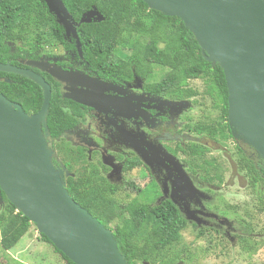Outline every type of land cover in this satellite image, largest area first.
<instances>
[{
  "label": "flooded vegetation",
  "instance_id": "flooded-vegetation-1",
  "mask_svg": "<svg viewBox=\"0 0 264 264\" xmlns=\"http://www.w3.org/2000/svg\"><path fill=\"white\" fill-rule=\"evenodd\" d=\"M15 13L4 19L0 6V42L10 46L14 66L31 69L42 77L44 74L58 83L71 118L61 138L71 149L87 156L88 171L120 186L132 199L140 193V201H149L151 207L172 202L188 227L204 233V237L215 233L220 241L233 246L250 238H264V227H255L254 214L231 202L224 208L217 203L220 199L229 201L228 190L237 186L249 190L257 207V196L251 189V167H247L248 161L256 164L261 157L233 136L227 121L228 107L225 114L222 91L210 71L189 79L179 89L173 77L161 85L167 68H157L149 75L133 67L101 69L94 59L95 52L88 51V43L82 41L81 25H77L80 21L74 19L77 37L64 30L66 44L47 45L30 59L29 20L19 24ZM128 56V52H121L117 61L125 63ZM29 61H43L49 67L56 64L67 72L78 73L80 85L74 90L89 93L96 106L67 98L73 94V87L53 78L48 70L30 67ZM48 140L59 155L54 158L56 166L70 173L63 153L55 149L60 139L50 135ZM195 145L203 147L206 160L217 162L193 163L190 153ZM76 163L71 169L86 170Z\"/></svg>",
  "mask_w": 264,
  "mask_h": 264
},
{
  "label": "trees",
  "instance_id": "trees-1",
  "mask_svg": "<svg viewBox=\"0 0 264 264\" xmlns=\"http://www.w3.org/2000/svg\"><path fill=\"white\" fill-rule=\"evenodd\" d=\"M63 2L74 20L80 21L94 7L103 16V21L81 24L79 29L82 41L88 43L87 50L95 52L94 59L98 67L108 70L117 67H133L136 70L142 68L146 75L157 68H167L168 74L162 79L161 85H166L173 77L177 79L179 89L185 87L189 79L210 71L222 91L226 114L229 94L224 71L219 64L213 66L205 60L195 36L180 18L152 10L142 0ZM0 6L4 19H10L15 10L19 24L29 20L30 59H35L36 53L47 45L66 44L64 29L58 24L56 16L50 13L45 0H0ZM124 51L129 56L125 63H121L117 61V56ZM14 59L10 46L0 42V63L14 65ZM43 76L45 77L44 74ZM45 79L52 88L47 126L51 138L60 137L55 149L60 154L63 153L67 168L74 173L65 180L72 199L113 231L119 250L128 264H184L187 251L184 248L179 250L178 245L182 242L183 231L188 228V222L177 206L167 202L151 207L153 204L149 201H140V193L137 198L132 199L120 186H114L104 177L88 171L85 167L89 163L87 156L71 149L61 138L70 125V112L64 104L58 83L47 77ZM0 92L9 100L22 104L29 114L38 113L43 104L42 88L20 75L0 72ZM224 126L229 130L227 124ZM193 148L190 153L193 163L217 162L206 160L202 146L195 145ZM76 162L86 170L71 169ZM248 162L251 165L248 164L247 168L251 167L252 193L258 200L256 210L262 213L264 160L260 158L256 164L253 161ZM0 198L1 245L8 252L29 233L34 224L18 212L1 189ZM198 236L205 235L201 233ZM41 239L51 244L67 264H74L46 236L41 235ZM0 264L4 263L0 260Z\"/></svg>",
  "mask_w": 264,
  "mask_h": 264
},
{
  "label": "water",
  "instance_id": "water-1",
  "mask_svg": "<svg viewBox=\"0 0 264 264\" xmlns=\"http://www.w3.org/2000/svg\"><path fill=\"white\" fill-rule=\"evenodd\" d=\"M142 1L152 10L180 18L195 36L205 60L220 65L228 88L227 121L232 134L264 160V0ZM45 2L66 34L77 37L63 0ZM103 20L94 7L77 25ZM29 66L48 70L53 78L72 86L73 94L67 98L96 106L89 93L74 90L80 85L78 73L56 64L49 67L43 61H29ZM0 72L34 81L44 94L40 111L27 114L0 92V189L39 234L74 264H128L113 231L70 196L65 177L72 174L54 163L57 153L50 147L47 126L51 85L33 70L10 63H0Z\"/></svg>",
  "mask_w": 264,
  "mask_h": 264
},
{
  "label": "rangeland",
  "instance_id": "rangeland-1",
  "mask_svg": "<svg viewBox=\"0 0 264 264\" xmlns=\"http://www.w3.org/2000/svg\"><path fill=\"white\" fill-rule=\"evenodd\" d=\"M227 193L229 201L220 199L217 202L220 208H224L229 202L241 206L244 211L254 214V223L257 229L264 227V214L257 212L249 190L239 189L236 186L229 189ZM240 215L242 216V214ZM183 248L187 251L185 254L187 260L184 264H264V238H250L240 245L233 246L228 241H220L215 233H209L207 237H199L197 231L188 227L183 231L182 242L178 245L179 250ZM0 260L4 264H67L55 252L51 244L41 239L35 225L8 252L1 245L0 234Z\"/></svg>",
  "mask_w": 264,
  "mask_h": 264
},
{
  "label": "bare ground",
  "instance_id": "bare-ground-1",
  "mask_svg": "<svg viewBox=\"0 0 264 264\" xmlns=\"http://www.w3.org/2000/svg\"><path fill=\"white\" fill-rule=\"evenodd\" d=\"M149 7V6H148ZM69 43V42H68ZM134 44V43H133ZM94 52V51H93ZM93 54V53H92ZM165 72V71H164ZM125 80V79H124ZM79 110V109H78ZM178 112V111H177ZM73 118V117H72ZM70 124V123H69ZM60 138V137H59ZM6 254V253H5Z\"/></svg>",
  "mask_w": 264,
  "mask_h": 264
}]
</instances>
